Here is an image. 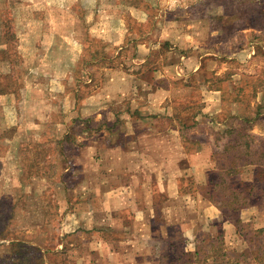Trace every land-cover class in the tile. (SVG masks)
Segmentation results:
<instances>
[{"label":"crops","instance_id":"1","mask_svg":"<svg viewBox=\"0 0 264 264\" xmlns=\"http://www.w3.org/2000/svg\"><path fill=\"white\" fill-rule=\"evenodd\" d=\"M174 1L176 7L168 3L156 11L160 0H63L61 6L41 4L38 8H34V2L28 10L41 13L33 26H25L34 29L18 34L19 52L35 59L33 78H73L72 68L80 62L84 84L91 88L78 106L80 110H87L95 121L105 110L119 113L116 124L123 128L115 134L114 142L106 143L105 131L100 133L97 127L98 137L85 138L88 141L75 150L79 163L70 160L65 169L72 180L69 199L80 206L75 210L78 222L89 216L90 228L85 233L118 236L112 250L120 256L116 264L151 263L150 258L140 260L139 255L144 250L151 254L152 240L164 243L182 239L183 252L194 250L198 255L199 244L205 239L209 245L214 242L226 254L237 256L236 252L250 250V228L264 232V206L241 209L238 226L233 219L215 214L221 213L218 204L202 190L213 165L194 161L210 159L220 150L225 140H216L213 131L229 128L232 116L244 113L245 106L224 99L226 88L208 85L200 86L205 104L191 106L189 121L171 114L170 107L163 104L171 92L170 72L175 79L196 77L202 70L201 59L215 55L212 49L199 52L201 45L197 44L194 54L186 53L185 48L190 46L178 34L183 29L178 23L179 3L184 0ZM74 6L81 9L80 14L73 12ZM204 11L206 14L210 8ZM170 14L173 18L168 17ZM129 19L139 24L151 19L150 26L144 34L133 33ZM89 39L99 46L89 44ZM162 46L169 48L167 59L155 58L162 53L157 52ZM172 54L177 58H170ZM45 62L51 67L48 72L43 69ZM71 101L73 106V97ZM261 123L264 121L254 123L252 128ZM116 124L112 127H118ZM185 128L186 133L182 131ZM257 134L264 141V133L259 130ZM185 140L194 149L183 145ZM190 149L193 152L189 153ZM250 169L241 174L252 173ZM260 173H264V167H260ZM245 179L249 181L250 177ZM173 224L177 229L169 231ZM101 244L99 241V250ZM123 246L132 258L123 256ZM217 261L222 260H213Z\"/></svg>","mask_w":264,"mask_h":264},{"label":"rangeland","instance_id":"2","mask_svg":"<svg viewBox=\"0 0 264 264\" xmlns=\"http://www.w3.org/2000/svg\"><path fill=\"white\" fill-rule=\"evenodd\" d=\"M62 1L0 0V243L8 244L16 239L36 245L42 252L47 251L45 254L53 264H116L120 263V256L112 250L115 249L114 238L118 236L85 233L84 230L90 228L89 216L84 215L83 221L78 222L75 215L78 211L75 210L80 206L69 199L72 180L65 169L70 160L79 163L75 150L85 143V138L98 137L95 133L97 127L100 133L105 131L106 143L111 145L114 142L123 128L116 124L120 121L119 113L105 110L99 121H95L93 115H87V110H80L78 106L91 90L88 84H84L82 63L72 68L73 78L60 80L42 75V79L36 80L31 73L35 59L31 55H22L18 48V34L27 33L28 28L34 29L25 26L27 23L33 26L35 17L41 13L29 11L28 6L34 2V8L41 4L60 5ZM168 1L171 7L178 5L177 1ZM168 3L160 0L155 11ZM179 6L178 23L183 29H179L178 34L190 46L185 48L186 53L194 54V45L197 44L201 45L199 52L212 49L215 55L201 59L202 70L196 77L191 75L190 79L179 80L170 72L171 92L163 104L170 107L171 114L189 121L191 106L205 104L200 86L219 85L227 89L224 99L229 101L228 97L234 94L232 90L242 87V96L250 98L252 107L258 98L251 97L250 91L264 88V0H184ZM205 8H210V12L204 14ZM71 9L77 15L81 13L79 7ZM168 17L173 18L171 14ZM128 21L133 33L144 34L151 19L141 24L131 19ZM86 41L99 46L93 39ZM167 49L162 46L157 51L162 53L156 54L155 58L167 59ZM170 58H177V55L172 54ZM45 63L43 69L48 72L51 67ZM215 72L221 73L215 75ZM250 106L243 112L249 111ZM114 123L118 127H112ZM253 129L256 134L259 130L264 133V123ZM110 133L114 136L111 137ZM199 136L203 138V135ZM186 142L183 145L194 149ZM190 152L193 151L190 149ZM209 160L208 157L194 159L196 164L208 161L207 166L214 165ZM242 176L251 177V172ZM210 178L217 180L215 171ZM259 178L261 184L257 185L263 186V174ZM202 190H207V195L212 192L213 183L209 182V176ZM255 194H258L255 203L263 206L264 196H259L258 191ZM217 208L221 213L215 214H221L223 218L234 219L237 215L236 211L220 203ZM176 229L177 224H173L169 231ZM248 231L250 250L236 252L237 256L226 254L214 242L210 244L215 251L213 255L210 242L205 239L199 244L200 254H195L194 250L184 253L182 239H171L163 240L164 243L152 240L151 254L147 255L144 250L139 257L140 260L150 258L148 264H212L214 259L220 258L221 263L214 264H264V232L252 228ZM99 241L102 242L100 250ZM122 250L123 256L131 255L125 246Z\"/></svg>","mask_w":264,"mask_h":264},{"label":"trees","instance_id":"3","mask_svg":"<svg viewBox=\"0 0 264 264\" xmlns=\"http://www.w3.org/2000/svg\"><path fill=\"white\" fill-rule=\"evenodd\" d=\"M262 23H264V17ZM242 91V87L234 89L232 91L234 94L228 99L230 98L231 102L244 103L248 110L250 98L242 96ZM262 91L264 88L259 87L251 90V95L248 93L251 97L258 98V101L254 102L252 107L250 106L249 111L233 115L229 128H225L222 132L213 131L216 140L224 139L225 141L222 142L220 150L213 153L209 160V162H214L211 171L207 172L209 182L213 183V190L207 197L223 207H230L229 210L236 211L237 215L233 221L237 226L241 224L238 217L241 209L251 205L260 206L255 203L257 200L255 192L258 191L259 196H264V185H257L261 184L259 177L262 174L264 180V173H260V167H264V141L259 134L252 131L254 123L264 121V93ZM182 131L187 132L186 128ZM247 168L252 171L249 181L241 174L248 170ZM212 171L216 172L217 180L215 181L210 178ZM204 192L207 193V190ZM220 195L221 199H219ZM46 252H42L36 245H29L22 240L14 239L8 244L0 243V264H53L49 261Z\"/></svg>","mask_w":264,"mask_h":264}]
</instances>
